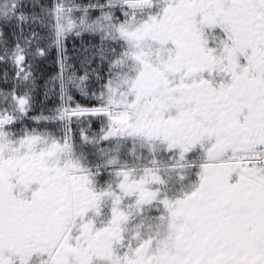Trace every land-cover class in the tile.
<instances>
[{
    "label": "snow or ice",
    "instance_id": "1",
    "mask_svg": "<svg viewBox=\"0 0 264 264\" xmlns=\"http://www.w3.org/2000/svg\"><path fill=\"white\" fill-rule=\"evenodd\" d=\"M0 264H264V0H0Z\"/></svg>",
    "mask_w": 264,
    "mask_h": 264
}]
</instances>
